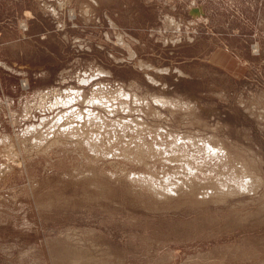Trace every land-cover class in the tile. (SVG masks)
Listing matches in <instances>:
<instances>
[{"label": "rangeland", "instance_id": "obj_1", "mask_svg": "<svg viewBox=\"0 0 264 264\" xmlns=\"http://www.w3.org/2000/svg\"><path fill=\"white\" fill-rule=\"evenodd\" d=\"M0 264H264V0H0Z\"/></svg>", "mask_w": 264, "mask_h": 264}, {"label": "bare ground", "instance_id": "obj_2", "mask_svg": "<svg viewBox=\"0 0 264 264\" xmlns=\"http://www.w3.org/2000/svg\"><path fill=\"white\" fill-rule=\"evenodd\" d=\"M1 171V170H0Z\"/></svg>", "mask_w": 264, "mask_h": 264}]
</instances>
